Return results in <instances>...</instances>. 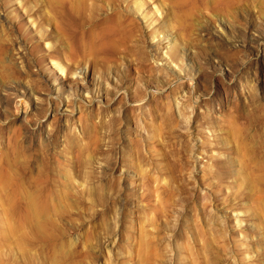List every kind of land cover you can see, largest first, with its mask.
<instances>
[{"label":"rangeland","instance_id":"rangeland-1","mask_svg":"<svg viewBox=\"0 0 264 264\" xmlns=\"http://www.w3.org/2000/svg\"><path fill=\"white\" fill-rule=\"evenodd\" d=\"M58 1L0 0V264H264V0Z\"/></svg>","mask_w":264,"mask_h":264},{"label":"bare ground","instance_id":"bare-ground-1","mask_svg":"<svg viewBox=\"0 0 264 264\" xmlns=\"http://www.w3.org/2000/svg\"><path fill=\"white\" fill-rule=\"evenodd\" d=\"M15 1L19 4L22 2V0H15ZM57 1L58 0H55L56 3L53 4H57L58 7L61 1L58 2ZM182 1H185L187 3V2H191L192 0H182ZM137 2H138L137 4H139V12L143 15L144 14L143 8L141 7L142 4L139 1ZM61 6H59V10L56 11V14L57 17L66 25V28L64 29L66 30L68 29L67 27L70 26L71 24L70 21H72L71 20L72 13H70L66 9H63ZM156 10L157 13H159V8H157ZM118 18L121 20L118 21L117 20ZM125 21L126 19L125 18L123 19V17H121L120 12L117 11V12H110L102 22L88 24V26L84 27L82 31H80L79 34L77 35L78 37L75 39L76 41L75 47H73L71 45L72 43L70 42V48H69L71 51V56L72 58L74 57L75 62L80 64L81 60H84L83 63L85 64V67L81 66L79 70L77 71L75 70L71 72L70 68L67 69V67L64 65V63L60 59L59 54L55 52L50 54V59L54 67H56L58 72L63 75L67 74V72H70V75L75 77L79 75L81 81L84 82L88 74L87 68H89L90 66H92V64H94L93 66L95 69L98 64L96 60L99 57H105L109 54H112L113 52L114 53L116 52L118 43L122 42V34L124 35V33L126 32L123 31ZM37 22L35 18H31V23L33 25L36 24ZM83 24L86 25V23ZM69 35L71 36L72 34L70 33Z\"/></svg>","mask_w":264,"mask_h":264}]
</instances>
